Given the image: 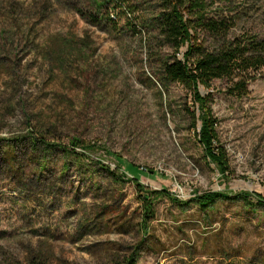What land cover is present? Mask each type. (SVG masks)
I'll use <instances>...</instances> for the list:
<instances>
[{
	"label": "rangeland",
	"instance_id": "1",
	"mask_svg": "<svg viewBox=\"0 0 264 264\" xmlns=\"http://www.w3.org/2000/svg\"><path fill=\"white\" fill-rule=\"evenodd\" d=\"M103 1L0 0V264H264V64L242 95L238 77L162 84L155 53L173 51L141 21L160 0ZM191 1L227 40L264 38V0ZM185 17L194 44L226 42ZM202 110L223 172L198 141Z\"/></svg>",
	"mask_w": 264,
	"mask_h": 264
},
{
	"label": "trees",
	"instance_id": "2",
	"mask_svg": "<svg viewBox=\"0 0 264 264\" xmlns=\"http://www.w3.org/2000/svg\"><path fill=\"white\" fill-rule=\"evenodd\" d=\"M125 1L127 0H104L102 4H109L111 7L120 10L121 7H124ZM158 6V10L153 13L151 18L147 20L142 19L141 21L144 28L155 31V39L161 42L159 47H167L173 51L172 54L165 53V55L162 52L155 53V55L161 57L158 79L162 84L179 83L189 85L196 82L210 84L216 79L238 77V82L234 86L240 90L234 88V92L232 93H237L238 95L244 94L249 80L248 68L264 64V38L257 39L256 37H252L246 44H242L239 41L227 40V31L225 30L223 20L206 17L200 3L197 1L160 0ZM106 9L108 8L106 7ZM185 12L193 15V18H195L194 24L196 23L201 29L214 36L223 37L226 42L212 49L194 44L191 41L192 36L190 32L193 21L185 17ZM80 14L86 22L94 25H97L96 23L99 18L104 17L102 12L99 13V16L93 13L87 15L85 12H80ZM107 19L109 21L112 20L109 17ZM130 25L132 28L135 27L132 24ZM186 43H188V48L183 54V58L179 59L175 54ZM256 52L259 53L255 54ZM195 99L203 108V97L196 93ZM200 120L201 128L198 133V141L204 149L206 158L223 172L226 166L225 161L223 162L221 159L222 153L219 146H215L216 137L213 130V121L209 113L204 112V110L200 114ZM29 138L32 139V144H35L39 140L34 135H31ZM13 148L14 146L10 145L8 151L4 152V160L7 166H10L9 169L11 171L18 173V170L14 169L17 158L15 149ZM128 169L134 175V178H137V173L143 172V170H139L131 165L128 166ZM219 196H222V194L214 192L202 195L198 199L201 205L204 206L215 202ZM224 196L229 197L227 195ZM142 197L143 200L146 199V196ZM257 197L260 198L261 196L257 194ZM235 198L246 200V197L242 196V194L237 195ZM11 264H41V262H37L34 257L29 255L26 262L15 261ZM125 264H135V259L133 257L128 258Z\"/></svg>",
	"mask_w": 264,
	"mask_h": 264
},
{
	"label": "crops",
	"instance_id": "3",
	"mask_svg": "<svg viewBox=\"0 0 264 264\" xmlns=\"http://www.w3.org/2000/svg\"><path fill=\"white\" fill-rule=\"evenodd\" d=\"M264 189L262 191H260V193H263Z\"/></svg>",
	"mask_w": 264,
	"mask_h": 264
}]
</instances>
